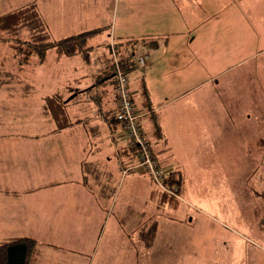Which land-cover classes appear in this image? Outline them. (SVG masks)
Segmentation results:
<instances>
[{"label": "rangeland", "instance_id": "1", "mask_svg": "<svg viewBox=\"0 0 264 264\" xmlns=\"http://www.w3.org/2000/svg\"><path fill=\"white\" fill-rule=\"evenodd\" d=\"M32 1L0 0V15ZM59 1L56 12L63 17L46 20L52 27V39L58 35L55 26L67 30L71 21L78 22L72 20L78 0ZM87 1L95 8L89 10L97 19L92 23L107 27L98 38L108 34L106 46L95 51L96 59L90 62L81 55L72 56L71 62L65 59L69 56L57 60L49 51L45 63L39 64L33 56L23 64L14 46L28 35L6 34L7 39L0 40V71L12 72V78L0 88V122L19 125L23 134L35 133L30 126L50 120L47 96L66 90L59 94L70 109L75 94L82 93L80 100L85 95L90 98L92 88L87 83L92 78L84 81L83 74L94 71L97 60L104 61L105 56L107 66L116 67L117 53L127 56L125 47L146 50L154 58L160 57L148 76L153 92L169 98L161 100L169 103L159 113L160 120L167 119L168 149L166 146L165 153L155 150L157 154L151 158L169 172L168 179L179 170L183 181L180 186L175 182H171L174 186L160 185L146 164H127L120 169L113 204L105 210L98 207L96 219L87 225V244L81 246L83 240L76 237L79 233L73 220L71 225L56 226L53 241L64 250L42 243L43 264H264V145L259 143L264 140V0ZM40 5L44 15L53 12L54 4ZM116 20L124 23L128 34L123 36L124 42L116 39L120 50L111 48L114 40L109 42ZM142 37L154 41V46L141 45L137 40ZM133 67L136 69L124 71L136 90L146 75L144 69ZM76 78L85 79L78 84ZM113 80L112 96L118 98L117 78ZM134 103L142 113L138 93ZM141 122L149 123L144 129L150 149H157V140L147 129L152 128V119L141 117ZM93 174L104 176L99 171ZM160 193L167 198L162 199ZM2 208L0 240L14 235L5 226L10 216L17 210L25 215L24 203L15 204L8 213L6 206ZM119 216H125V223L119 222ZM141 218L148 221L140 235L137 225ZM88 247L90 251L84 250Z\"/></svg>", "mask_w": 264, "mask_h": 264}, {"label": "crops", "instance_id": "2", "mask_svg": "<svg viewBox=\"0 0 264 264\" xmlns=\"http://www.w3.org/2000/svg\"><path fill=\"white\" fill-rule=\"evenodd\" d=\"M95 1L97 2V0ZM170 1L173 2V0ZM182 1L188 2V0H174L176 3ZM47 2L49 5L54 4V6H50L53 12L51 13L50 10L48 15H44L40 3L45 5ZM166 2H168V0ZM27 3L29 2L15 8L21 7ZM40 3L38 1L41 12L46 20H48L47 18L49 17L52 20H59L63 17V15L56 12L58 10L57 6L61 3L59 0H43V2ZM78 3L79 8L77 12L73 14L74 17L72 18V20L74 18L78 19V22L74 24V22L71 21L67 30L55 26L53 30L58 34L57 37H55L56 39L95 28H105L100 35L107 30V27L103 24L96 25L92 23V21L97 20L94 16H90L89 14V10L95 9L92 3H89L87 0H78ZM123 24V22L118 24L116 20L115 30L109 34V42L114 40L115 43L118 44L117 38L123 40V36L128 35L125 34L127 29ZM50 28L52 29L49 25V29ZM107 36L98 38L99 36L97 35L89 40V45L92 47L90 51V61L93 60V58L96 59L94 55L95 51L102 50V47L106 46L105 40ZM141 39L146 38L142 37L139 40ZM128 41L132 42L131 39ZM112 42L110 44H112ZM138 42L141 44L140 41ZM99 45L102 46L98 47ZM152 46L154 45L152 44ZM118 48L119 50L122 49L119 46ZM125 48L126 50L124 52L127 56L129 54L131 56H138L144 52L150 54L147 67L143 68L145 70V78L141 79L140 84H136V90H133L132 85H130V88L135 95L134 102L136 101L137 93L139 94V107L142 113L138 114L143 131L146 134L144 125L149 126V123H142L141 117L152 119V123L150 124L152 128L147 129H149L150 133H152L157 140L155 142V148L157 149L155 150L159 153L160 151L165 153L166 146L168 149L167 139L156 137L154 135V130L155 122H157L162 127L164 135L166 131H168L165 125L167 124V119L165 121L164 117V119L162 118V120H160L159 113L161 110L167 109V104L169 103V101L163 102L161 100H167L169 98H165L153 92L152 81L148 79L150 78L148 77L149 73L156 68L158 61H160V57L158 56L156 59L146 50L137 52L132 49L130 50L128 46ZM50 52L55 53L57 60L64 58L59 57L55 51ZM49 53L47 59L49 58ZM71 58L72 57H67L65 59L71 62ZM81 59L82 58H80V60ZM103 59L105 60H97V66L94 65V71L90 72V74L86 73L88 75L83 74V77L85 76L86 78H83L85 79L84 81H86L87 78H92L90 85L89 82L87 83L88 87L92 88L90 91L91 95L88 96L90 97L88 99H86L87 96L85 95L83 97L84 99L82 98L80 100L82 93L80 95L75 94L77 97L70 103L72 104L70 105V109L68 106V111L74 120L73 124L70 126L59 130L55 122L49 120L46 121V124H43V121L39 120V122H35V125L30 126V128L35 129V133L28 135L23 134V128L21 129L17 124L11 125V123H6L7 125H5V123L0 122V211L4 210L2 207L6 206L8 213L12 211L11 207L13 208L15 204L21 205L24 203L25 207V215L20 214V211L17 210V213L15 212L10 216L11 218L8 219L9 223L5 224L6 227L10 226V228H6L2 225V229L6 228L14 232V235L4 236V238L29 235L37 238L41 244L45 243L47 246L52 247L50 244L59 245V243L53 241L54 228L56 226L60 227L63 223L71 225L73 220V225L77 227L76 233H79L76 237L83 240L81 246L84 247V244H87V239L90 234L87 225L94 222L99 208L101 210L105 209L101 207L97 198L83 184L84 176L81 169V162L83 160H88L91 162L102 161L111 164L109 168L113 170V173H118L120 177L121 172L118 167L119 158L125 160L127 164L133 161L130 159L126 160L127 154H121V151L128 149L129 142L123 131L119 129V124H109L104 117L111 111V116L114 115L117 109V98L116 95L112 96L114 84L107 83V85H105L103 81V73L108 68V64L105 62L107 58L104 56ZM98 63L100 64L98 65ZM133 69L136 68L130 67L127 71L130 72V70ZM77 79L78 78H76V81ZM81 80H78L77 83H81ZM88 87H86V89ZM75 88H80V86H76ZM71 90H74V88ZM63 91L67 92L66 90L59 89L57 93H63ZM145 91L149 99L145 96ZM134 104L136 108V103ZM7 127H9V129H7ZM121 133L123 137L120 136ZM171 145L176 147V144L172 141ZM171 163L170 165H174V160ZM117 195L118 191L115 197ZM110 203L111 205L113 204V199ZM77 219L80 221L78 222ZM89 219L91 221L88 223ZM125 219V216L118 217L121 223H125ZM139 221H141V219L138 220V222ZM145 221L146 220L143 219V226L146 225ZM139 225L140 224H138L137 227ZM95 240L96 238L91 240L90 243L92 244ZM58 245L54 248L64 250L63 247H59L60 245ZM92 246L93 245H91V250ZM89 249L90 247L84 250L90 251Z\"/></svg>", "mask_w": 264, "mask_h": 264}, {"label": "trees", "instance_id": "3", "mask_svg": "<svg viewBox=\"0 0 264 264\" xmlns=\"http://www.w3.org/2000/svg\"><path fill=\"white\" fill-rule=\"evenodd\" d=\"M103 29L105 28H95L67 35L62 38L52 39L49 25L41 12L38 1L36 0L0 15V40H6L7 38L4 37L6 34L19 35L20 33H26L28 35V38L23 39L21 37V39L18 40V43H20L21 45L17 44L16 46H14L15 55H18L19 53L22 55V58L19 62L23 64L28 63L29 59L33 56L37 58L39 64H43L45 63V61H47L49 51H55L59 57H72L81 55L85 61H90V51L92 47L89 45V40L92 37H95L103 32ZM137 41H140L144 46H151L155 43L154 41L146 42L145 39ZM118 46L119 44L115 43L114 48L118 49ZM137 57L138 56H131L130 54L128 56H123L117 53L118 64L126 71L127 69H130V67L134 66ZM115 69V65L111 64L110 68L108 67L104 71V78L102 76L101 77L103 78L105 85H107V83L115 85V81L113 80L115 76ZM1 73L2 75L7 76V78H0V88L4 85V83L8 81V78H12V72L9 70H6L5 72L0 71V74ZM144 94L149 99L146 91L144 92ZM45 105L46 113L49 116V119L53 120V122L56 123L57 129L62 130L65 127L73 124L74 120L68 111L66 100L61 94L56 93L47 96L45 99ZM111 112H108L104 116L105 119L109 124H117V122L119 124V120H117L115 114L111 116ZM119 126V129L123 131L122 125ZM154 135L158 138H165L164 132L160 124H158L157 122H155ZM125 137L129 142V146L128 149L121 151V154L125 153L128 155L126 157V160H133L130 163L131 166H129L132 167V165L141 162L139 158L140 152L138 150V147L132 146L129 138L126 135ZM145 138L149 141L151 146L150 139L146 134ZM262 139L259 141V143L264 145V140ZM151 151L153 156L157 154L153 147L151 148ZM109 166H111V164H107L102 161L91 162L88 160H83L81 162V169L84 176L83 184L97 198V200L101 204V207H103L104 209L110 208V202L117 193V186L121 179L118 173H113V170L110 169ZM118 167L119 169L127 167V163L125 162V160L119 158ZM90 168H92V171L90 170ZM96 171H99L101 174L103 173L104 176L102 178H97L93 174V172ZM129 172L134 171L130 170ZM168 175L169 172H165V178H163V183H165L167 186H174V184L171 182H175L179 186L182 184L183 178L181 171L178 170L174 173H171L169 176L170 180L168 179ZM89 177L91 178L90 181L87 179ZM160 195L163 197L162 199L167 198V194L160 193ZM142 221L143 219L141 218V221H139L140 225L138 226L140 235L143 234L141 233L142 231L145 233L147 229L146 226H143ZM147 221L148 220H146L145 222ZM50 245L53 247H57L55 244ZM42 246L43 244H41L37 238L29 235L2 238L0 240V264H43L44 250Z\"/></svg>", "mask_w": 264, "mask_h": 264}, {"label": "built area", "instance_id": "4", "mask_svg": "<svg viewBox=\"0 0 264 264\" xmlns=\"http://www.w3.org/2000/svg\"><path fill=\"white\" fill-rule=\"evenodd\" d=\"M114 47L115 46L112 45L111 48L113 49ZM149 58L150 57L148 53H143L137 57L135 65L138 68L143 69L146 67ZM114 75L117 78L116 86L118 91V106L115 114L120 120L122 130L129 138L132 146L138 147L141 163L146 164V168L152 172L155 181L161 185L163 184L165 172L161 170L156 164L154 158L153 160L151 158V146L149 141L145 138V134L139 122V114L135 108L134 100L132 98L129 79L124 69L118 64V59L116 60V69ZM144 164L140 165L142 169L144 168Z\"/></svg>", "mask_w": 264, "mask_h": 264}]
</instances>
